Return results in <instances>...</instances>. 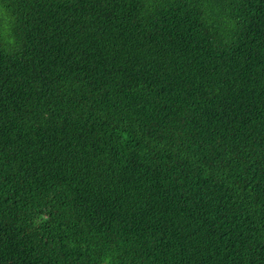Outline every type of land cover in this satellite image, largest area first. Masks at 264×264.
Returning <instances> with one entry per match:
<instances>
[{
	"label": "trees",
	"instance_id": "trees-1",
	"mask_svg": "<svg viewBox=\"0 0 264 264\" xmlns=\"http://www.w3.org/2000/svg\"><path fill=\"white\" fill-rule=\"evenodd\" d=\"M0 264H264V0H0Z\"/></svg>",
	"mask_w": 264,
	"mask_h": 264
}]
</instances>
